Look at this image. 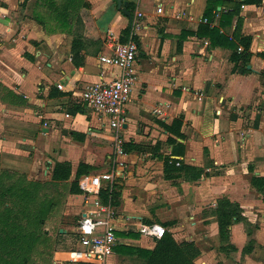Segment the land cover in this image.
<instances>
[{
	"label": "crops",
	"instance_id": "obj_1",
	"mask_svg": "<svg viewBox=\"0 0 264 264\" xmlns=\"http://www.w3.org/2000/svg\"><path fill=\"white\" fill-rule=\"evenodd\" d=\"M126 1L130 18L116 0H0V185L18 176L69 183L81 162L95 164L88 139L109 126L80 93L118 73L98 59L109 42L123 41L128 29L138 45L120 156L134 161L124 172L116 166L123 188L113 202V253L75 262L73 246L52 239L37 242L41 255L18 258L10 252L20 243L10 239L17 210L6 203L0 264H147L142 253L160 238L139 226L151 223L173 245L194 247L192 263L264 264V0ZM64 162L69 177H55ZM134 167L143 187L136 192L154 198L150 209L139 210L129 190ZM49 220L40 221L48 236ZM56 231L60 243L68 240L67 227Z\"/></svg>",
	"mask_w": 264,
	"mask_h": 264
},
{
	"label": "rangeland",
	"instance_id": "obj_2",
	"mask_svg": "<svg viewBox=\"0 0 264 264\" xmlns=\"http://www.w3.org/2000/svg\"><path fill=\"white\" fill-rule=\"evenodd\" d=\"M126 35L127 34H125V36L123 37L124 39L122 38L123 41L128 40V35ZM85 110L87 112H90V109L88 108H86ZM96 128L97 131L92 132L90 139H88L89 142L94 143V146L90 149L93 150L95 153V164L85 165V163L81 162L79 164L80 173L77 175L73 174V177L70 176L72 177V179L69 180V183L66 181H59V183L47 181V183H45L43 186L40 183L39 185H34L29 182H26L21 176H18L16 178L13 177V179H9V181L6 180L3 182V184L1 183L0 208L5 207L6 203H9V207L16 208L17 210L16 215H14L16 221L15 223H13L17 226V235L15 236V227L12 228V226L10 229V233H13L14 236H12L10 239L13 238L12 240H19L16 239V237L18 236L20 238V243L14 249L10 247V252L13 253L12 255L18 258H23V256L28 255L29 252L41 255L42 250L37 245L38 241L43 242L48 240L49 245L54 244L55 241L56 243L58 242L59 244L63 245V248L73 246V249L76 247L75 239L77 235L75 234V231L78 223L77 210L79 200V197L77 196L81 194V192L76 191L75 188L74 191H72L71 186L72 183L77 184L78 178L84 173H108L111 175V179L104 185V190H106V193L102 195V198L106 203L109 204V207L112 210L113 218L117 215L115 209L113 208V202L116 203L117 198L119 197V195H121L123 184L118 183V180H122V177H120V173L116 172V166H121V171L124 172L127 169H130L128 168V164H130L134 160L120 158V156L124 154L126 148V145L123 143L124 137L121 133L122 129L108 128L104 126V124H100ZM80 138L82 139L81 141H83L86 136L83 135L80 136ZM75 152L69 151L68 154L71 155V157L73 156L74 158H79L80 155V159L82 160L84 152ZM59 167H61L64 173H66V171L68 170L67 164L65 162L63 163V165L58 166V168ZM132 169V174L129 173L128 175L131 176L129 178V182L131 183L129 190H134L133 198L137 200L135 202L139 210L150 209V204L154 202V198L149 195L150 193L147 190H144L145 192L143 194H139L136 192V188L142 189L143 187L142 183L137 182L136 177L138 172L136 167ZM6 189H10L9 193L12 195H7L6 197ZM70 195L74 196L72 197V200L68 199ZM130 197H132L131 194ZM168 200L170 201V198H168ZM1 218L2 220L0 222V227L4 228V226L7 225L5 223V218H11V216L5 215L1 216ZM28 219H30V223H28ZM44 219H50V222L55 221V224L51 227V229L53 230V235L48 236V231H44V226H42V224L40 223V221ZM58 226L67 227L70 233L68 240H63L61 243L58 241L60 235H58L56 231V228ZM167 233L168 232L166 231L164 236L157 240V242L160 240L162 241L163 248L161 250L165 248L164 252H162L164 253V255L161 257H156V259L160 261L159 264L174 263V259L172 258V256H170V250L171 252L173 250L175 251V248L170 247V243L167 244V240H163V238H169ZM2 237H0V239H2ZM23 241L31 242V246L23 244ZM186 249L189 254V249ZM182 251L184 250L181 249V252ZM14 256H11L9 259L12 261L17 260V258ZM94 263L98 264L100 262Z\"/></svg>",
	"mask_w": 264,
	"mask_h": 264
},
{
	"label": "built area",
	"instance_id": "obj_3",
	"mask_svg": "<svg viewBox=\"0 0 264 264\" xmlns=\"http://www.w3.org/2000/svg\"><path fill=\"white\" fill-rule=\"evenodd\" d=\"M108 47L109 52L98 56L99 62L117 69L118 73L109 80L85 85L80 97L95 113L106 118L109 128L121 129L126 121L125 108L136 79L138 45L130 37L124 42H109ZM110 179L108 173L83 174L78 178L82 206L76 227L77 247L69 251L72 261H103L113 253L118 243L112 210L109 204L100 200L102 184ZM164 231V227L157 223L139 226L141 234L156 239L161 238Z\"/></svg>",
	"mask_w": 264,
	"mask_h": 264
},
{
	"label": "trees",
	"instance_id": "obj_4",
	"mask_svg": "<svg viewBox=\"0 0 264 264\" xmlns=\"http://www.w3.org/2000/svg\"><path fill=\"white\" fill-rule=\"evenodd\" d=\"M209 10H210V8L206 7L205 14H207V12H209ZM126 33L128 35V29H126ZM121 42H124V41H121ZM170 160L171 159H169L168 161H170ZM174 164L176 166H178V163H174ZM79 173L80 172L78 171L76 173V175L79 174ZM55 174H56L55 177L58 176L59 178L62 177L63 179H65V178L69 177L70 172H69V169H68L66 171V173H64L63 171H60L61 175L57 174V173H55ZM74 188L76 189V191H80L81 192V190L78 187V183L77 184L72 183L71 190L74 191ZM104 193H106V190L101 189L100 194L103 195ZM104 203H106V202H104ZM115 233L120 235V233L117 232V231ZM163 240H167V244L170 243V247L175 248V251L173 250L171 252V250H170V256H172V258L174 259V263H172V264H179V263H182V264H193L192 261H191V258H192V256H194L197 253V251H196V249L194 247H192L190 245H188V247H186V248L189 249V252H190L188 254V251H187L186 248L185 249L184 248H179V247L173 245L174 243L172 242V240L170 238H166V239L163 238ZM162 248H163L162 241L160 240V241L157 242V245H156V247L153 250H151V251L147 250V251H145V253H142V254L147 255V259H148L147 264H159L160 261H158L156 259V257H161V256L164 255V253H162V252H164L165 248L163 250H161ZM122 249H125L124 246H122V245H118L117 247H115V250H122ZM127 249L131 250L132 248L127 247ZM181 249H183L184 251L181 252Z\"/></svg>",
	"mask_w": 264,
	"mask_h": 264
},
{
	"label": "water",
	"instance_id": "obj_5",
	"mask_svg": "<svg viewBox=\"0 0 264 264\" xmlns=\"http://www.w3.org/2000/svg\"><path fill=\"white\" fill-rule=\"evenodd\" d=\"M116 1H117L118 8H121L122 12H124V14H126V16L130 18V13L126 8L127 1L126 0H116Z\"/></svg>",
	"mask_w": 264,
	"mask_h": 264
}]
</instances>
